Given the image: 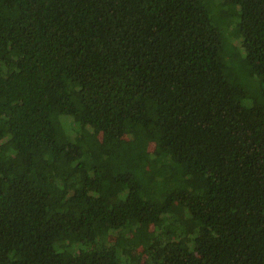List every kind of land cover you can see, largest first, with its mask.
Returning <instances> with one entry per match:
<instances>
[{
	"label": "trees",
	"instance_id": "trees-1",
	"mask_svg": "<svg viewBox=\"0 0 264 264\" xmlns=\"http://www.w3.org/2000/svg\"><path fill=\"white\" fill-rule=\"evenodd\" d=\"M0 264H264V0H0Z\"/></svg>",
	"mask_w": 264,
	"mask_h": 264
},
{
	"label": "rangeland",
	"instance_id": "rangeland-1",
	"mask_svg": "<svg viewBox=\"0 0 264 264\" xmlns=\"http://www.w3.org/2000/svg\"><path fill=\"white\" fill-rule=\"evenodd\" d=\"M154 150H155L154 146L151 145V146L149 147V151L152 153V152H154ZM177 211H178V212L180 211L178 207H177ZM139 254H140V252L138 251V252L136 253V257H138ZM138 258H139V257H138ZM138 258H137V259H138ZM142 261H143V260H142Z\"/></svg>",
	"mask_w": 264,
	"mask_h": 264
}]
</instances>
